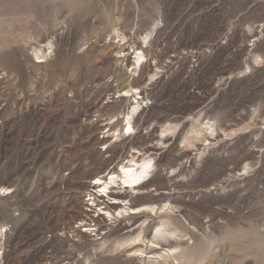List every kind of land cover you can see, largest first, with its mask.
<instances>
[{"label":"rangeland","instance_id":"1","mask_svg":"<svg viewBox=\"0 0 264 264\" xmlns=\"http://www.w3.org/2000/svg\"><path fill=\"white\" fill-rule=\"evenodd\" d=\"M131 155L153 177L111 195L172 204L191 263L133 256L164 213L114 204L105 234L83 233L89 184ZM2 187L0 264H264V0H0Z\"/></svg>","mask_w":264,"mask_h":264},{"label":"bare ground","instance_id":"2","mask_svg":"<svg viewBox=\"0 0 264 264\" xmlns=\"http://www.w3.org/2000/svg\"><path fill=\"white\" fill-rule=\"evenodd\" d=\"M47 44H48L47 48H53V47H51L54 44L52 41H49ZM136 51H139V52H138L137 56L134 57L135 62H133V64L135 66V69H137V68L141 69L145 63L146 54L139 47L134 49L133 53H135ZM41 53H43V52H41ZM37 62L41 63L43 61L40 60ZM135 91L136 92H134L133 94H137L139 92V88L136 87ZM129 92H131V90L126 89L125 92L119 94L118 97H122L124 99H127L128 97H130L128 94ZM141 103L142 102L140 100H137L135 102L132 101L129 108L127 109V111L121 112L124 115V118L122 119L121 125H119L117 127V130H121L124 132L126 127H127L126 129H128V130H132L134 128V124L132 122V119L135 117L134 115L139 112ZM126 115H127V118L125 117ZM124 122H125V125H124ZM206 125L212 130L211 134L214 135L216 133L215 123L213 121H208L206 123ZM169 129L172 130V128L169 127L168 129L165 130V132L171 131ZM163 133H164V131H163ZM131 156L133 159H131V160L129 159L126 162L125 161L121 162V164H119L115 170H111L107 174L97 175L91 181V183L93 184L94 191H95L94 195H97V197L98 196L99 197H105V196L109 197V199L112 200V202H111L112 206L114 204H118L117 208L120 207V210L118 211L117 217H123V216L128 215V214L135 216V215H138L140 213H144L145 211L150 212V213L153 212L152 214L164 213V215H167L168 218L161 219V222L159 223V225L156 226L155 229L153 228L151 230V238L150 239H147L149 237L146 238L147 235L146 236L143 235V232L146 228V225L143 226V223H145V222L142 223L140 232L132 240L134 243L128 242L129 244H132V245L134 244V247L131 248V251L134 252L133 256H138V257L140 256L144 262H146L147 259H148V261H153V262L154 261L159 262L160 260L166 262L170 259L178 261V259L181 258L180 262L185 261L184 263H186V262L191 263L190 258L191 259L193 258L192 257V254H193L192 253V246L190 245L191 248L185 249L183 244L185 243V241L188 243L189 242L188 240L193 239L195 236V233L188 226H186L185 224H182V222L180 220L178 221L177 219H175L173 217H170V219H169V216H170L169 209L171 208V207H169V205H172V204H167V203L164 205L144 204V205H140L138 207H131V206H124L123 207L122 203H124V201L126 199H122L118 196H112L111 195L112 189L114 187H116L117 185H120V186L123 185L126 188H131V190H133V191H139V190H143L146 188L148 182H146L145 180H146V177L151 172L150 170L153 167L154 158L149 155V156L144 157L143 159L136 160V159H134L135 158L134 155H131ZM97 181H99V183H97ZM2 189L3 190H0V197L7 196L11 192L9 188H3L2 187ZM94 201H97V199H95ZM112 206H110L109 209H107L105 211V213L109 217L114 218V217H116V214L113 213L115 211H113L111 209ZM172 208H173V206H172ZM175 223L177 224L176 226L174 225ZM170 239L175 241V244L169 245L167 247L162 245V243H161L162 240L171 241ZM214 242H215V240H214ZM142 246H145V248H143ZM201 256H199V257H201ZM199 259H201V258H199ZM242 260H244V259H242ZM193 262L195 264L196 260L195 261L193 260ZM201 263L202 262H199V264H201Z\"/></svg>","mask_w":264,"mask_h":264},{"label":"built area","instance_id":"3","mask_svg":"<svg viewBox=\"0 0 264 264\" xmlns=\"http://www.w3.org/2000/svg\"><path fill=\"white\" fill-rule=\"evenodd\" d=\"M112 99V96L110 97ZM144 107H147L146 104L142 105L141 109L143 110ZM133 131L126 132L122 136L129 137L131 136ZM108 130L104 131L101 137H105L104 139H107ZM121 136V135H120ZM108 147H105L104 150H107ZM153 170H151V173L149 176H147L146 181L151 180L153 177ZM91 185V186H90ZM95 191L93 188V184H89L88 190L84 193V200H85V206H86V212H87V219L82 221L81 228L83 229V233H86L89 236H97L100 237L103 234L106 233V230L103 229L102 223L106 219H109V216L105 213V211L112 206L111 202L112 200L109 199V197H97V195H94ZM97 199V201H94ZM94 201V202H93Z\"/></svg>","mask_w":264,"mask_h":264},{"label":"snow or ice","instance_id":"4","mask_svg":"<svg viewBox=\"0 0 264 264\" xmlns=\"http://www.w3.org/2000/svg\"><path fill=\"white\" fill-rule=\"evenodd\" d=\"M97 183H99V181H97ZM103 191V190H102Z\"/></svg>","mask_w":264,"mask_h":264}]
</instances>
